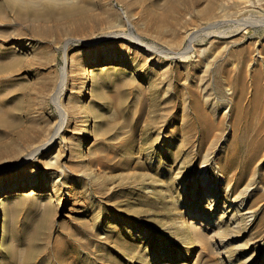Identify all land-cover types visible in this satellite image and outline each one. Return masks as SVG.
Masks as SVG:
<instances>
[{"label": "rangeland", "instance_id": "rangeland-1", "mask_svg": "<svg viewBox=\"0 0 264 264\" xmlns=\"http://www.w3.org/2000/svg\"><path fill=\"white\" fill-rule=\"evenodd\" d=\"M152 2L71 0L48 34L12 16V38L0 37V107L15 118L0 124V264H264V3L224 1L211 24L204 0ZM192 89L220 125L228 177H253L248 214L225 202L235 194L217 172L210 197L200 163L188 165ZM203 214L213 222L198 237Z\"/></svg>", "mask_w": 264, "mask_h": 264}, {"label": "bare ground", "instance_id": "bare-ground-1", "mask_svg": "<svg viewBox=\"0 0 264 264\" xmlns=\"http://www.w3.org/2000/svg\"><path fill=\"white\" fill-rule=\"evenodd\" d=\"M152 1L155 3V6H160L161 10L165 9L166 12H170L172 8L174 9V7H177V5H179L180 3L182 4L184 2L200 3L203 0H152ZM204 1L206 4L202 9L200 8L201 14L204 15L205 17H208L209 19L211 18L216 19V17L218 18L217 21H214L211 24H216V23L220 24L218 22H221L223 19L222 17L226 14V12L223 11L224 9H222L220 6L222 2L224 1L226 2L231 1L233 3L240 2V0H204ZM246 1L249 2V4H253L254 6H256L257 4L260 5L264 3V1H259V0H246ZM70 3H71V0H0V21L5 23V26L3 27V29L0 28V37L3 40L12 38V29H11L13 27L12 26L13 25L12 16L19 18L21 20V23L25 27H30L34 33L48 34L50 31L56 30L58 28V24H55L56 27L54 28L55 25L51 23L53 18H62L64 14L68 13L67 10H71V7H72ZM166 12L164 11L163 14L166 15L167 14ZM227 22L229 23V20ZM232 22L234 23L243 22L245 26H248V25L255 24L256 20H248V19L239 20L236 18V19H233ZM98 41H100V39L89 40L87 41V44L89 46H93V45H96ZM192 47H193L192 44L189 45L183 52L193 49ZM150 53H151V58H152V57H157L161 55L162 51L151 49ZM176 53H179V52L177 51ZM2 62L11 64L15 62V59L12 58L10 60H6ZM243 79H244V72L241 68L239 72L240 82L244 83L245 81H242ZM255 82L258 84V81H255ZM242 91H244V88L242 89ZM181 104L184 106L185 109H187L189 114H193L197 120V123L196 125L194 124V127L192 129V134H191V137L194 141V146L192 148L193 153H190V155L193 154V159L188 162L189 163L188 165L193 166V168H195L197 166V163L198 162L200 163L198 170H197V173H198L197 180L201 182L203 193L210 194L209 195L210 197H213L214 195L216 196L218 195L216 190H218L219 187L217 186V184L213 185L212 180H211L212 175L210 172L214 170L215 172L218 173L217 174L218 179L220 177L221 179L224 178V181L220 187L222 188L224 186L227 187L226 191L228 192L229 197L232 193L235 194V196L232 197L231 199L226 197L227 199H225V202H229L230 200L233 201L235 205V210L244 211L245 214L252 212V210H250L249 205L245 202V200L242 197L244 194H246L248 191L251 190V186L253 185V182H254L253 177L250 178V181L247 182L244 187L240 186L244 184L243 173L241 176L238 177L237 173L235 172L234 176L228 177L229 175L228 172L232 168V165L230 163V160H231L230 155H229L230 153L226 152L225 154H223L221 150H219L220 143L217 142V139L220 138V134L218 137V133L214 132L215 128H219L220 125L219 124L215 125L214 121L209 117V115L203 108V102L201 101L195 89H192L190 91V94H188L186 97L182 99ZM58 107L62 112L64 110L66 111V108H67V107L65 108L63 105L58 106ZM239 108H240V105L238 102L232 103L227 106L225 113L227 116L228 115L230 116L229 118L237 119V115L239 114L238 112L240 111ZM10 112H11L10 108L0 107V124L1 125H4V124L8 125V124H11L12 121H14L15 118ZM263 122H264V119H262L261 121V127L264 125ZM61 125L63 124L61 123ZM23 129L24 130L21 131L19 139L29 138L30 137L29 124L28 126L23 127ZM46 144L47 143H45L44 145H40V146L38 145V147L37 146L36 147L39 150V148H43ZM186 155H188L187 151H186ZM32 157L33 156H28L29 159ZM194 159H197V160H194ZM229 164H230V169H229ZM21 165L23 164H19V165L16 164V168L20 167ZM236 178H238V182L235 185L236 182L234 180H236ZM211 201H216V199L213 198ZM229 209H230L229 205L227 206L225 205L224 210H229ZM208 221L213 222V219L207 214L205 215L203 214L202 217H200L199 222H196L197 224H200V225H197V224L195 225V230L198 233V237L206 236L205 233L210 228L209 225L205 224V222H208ZM203 224L204 226H201Z\"/></svg>", "mask_w": 264, "mask_h": 264}]
</instances>
